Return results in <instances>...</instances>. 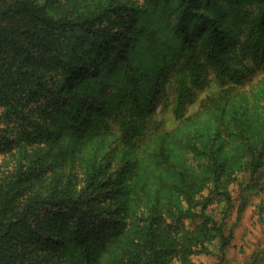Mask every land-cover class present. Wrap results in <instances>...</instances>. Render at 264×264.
Returning <instances> with one entry per match:
<instances>
[{"label": "rangeland", "instance_id": "rangeland-1", "mask_svg": "<svg viewBox=\"0 0 264 264\" xmlns=\"http://www.w3.org/2000/svg\"><path fill=\"white\" fill-rule=\"evenodd\" d=\"M31 1L42 12L57 15L72 25V30L56 34V46L47 51L30 36L22 41L21 68L33 69L31 73H36L47 87L49 76L58 71L61 57L70 58L77 52V61L85 59L91 44L86 41L83 28L80 29L81 21L107 0ZM214 1L219 6L209 7V14L224 31L233 30L237 42L246 34L247 17L241 13L236 23L231 13H237L234 7L229 8L227 0ZM244 4L245 8L255 7L257 1ZM170 14L162 17V25L154 29L157 36L173 28ZM8 21L14 27L29 25L17 14ZM189 27L196 30L198 24L191 22ZM40 52H43L41 59ZM9 57L10 54L0 67L1 81L7 82L10 76L19 73L17 68L9 67ZM243 64L246 71L241 81L227 80L222 84L215 78L212 67L207 66L205 86L178 113L175 110L178 86L167 72L152 110L142 114V132L131 138L125 149H113L112 153L109 150L107 155L108 141L120 138L116 113L107 112V103L100 100L101 93L94 92L93 75L71 81L69 93L81 91L80 95L91 97L93 102L90 100L87 107L90 110L82 114L74 106L80 95L75 102L70 100L65 105L69 114L87 119L91 127L82 141L74 139V132L65 126L63 114L49 103L48 126L41 138L34 139H39L37 146L43 147L39 164L42 170L38 175L47 173L41 185L68 173L77 183L90 176L98 183L102 173L111 174L119 160L127 159L129 168L139 169L134 184L137 191L131 195L127 173L122 172L121 183L118 180L115 183L114 195L105 191L103 196H95L93 191L88 195L81 193L88 203L101 201L107 207L100 216V230L87 236L89 250L85 254L76 253L71 240L56 236L53 229L48 235L51 240L48 253L44 252L39 263L80 264L73 258L75 253L85 259V264H148L151 250L146 244L151 240L158 264H264V62L250 55L243 59ZM98 106L105 108L98 110ZM111 106L116 108L115 104ZM0 109L5 111V106ZM3 126L0 123V128ZM20 132L11 134L21 137ZM160 147L169 158L168 164L157 157ZM11 162L10 155H1L0 173ZM212 166L217 168V174L212 172ZM105 188H112L111 184ZM151 210L156 219L150 228L143 227L144 217Z\"/></svg>", "mask_w": 264, "mask_h": 264}, {"label": "trees", "instance_id": "trees-1", "mask_svg": "<svg viewBox=\"0 0 264 264\" xmlns=\"http://www.w3.org/2000/svg\"><path fill=\"white\" fill-rule=\"evenodd\" d=\"M256 1L255 7L245 8L244 2L249 0H227L229 8L234 7L237 12L231 11L236 23L241 13L247 17L246 34L236 42V33L224 31L220 22L209 14V7L219 6L214 0H107L81 21L80 29L83 28L85 39L91 44L85 59L77 61V52L70 58L61 57L58 71L49 76V85L45 87L37 74L31 73L33 69L21 68L22 41L30 36L44 50L50 49L56 46V34L72 30V25L57 15L37 9L31 0H0V67L10 54L9 67L19 71L7 82L0 80V107L5 106V111L0 109L3 118L0 123L4 125L0 128V156L12 157L10 167L0 173V264H40L44 252L48 253L51 242L48 235L53 229L56 236L71 240L76 253L85 254L90 246L87 236L100 230V216L107 207L101 201L88 203L81 193L114 195L115 183L117 180L121 183L122 172L127 173L131 195L137 191L134 184L139 169L129 168L127 159L119 160L111 174L102 173L98 183L93 176L77 183L68 173L41 185L47 173L38 175L42 170L39 164L43 147L37 146L39 139H34L41 138L48 126L49 103L63 114L65 126L74 132L73 138L82 141L91 126L87 119H79L80 115L77 119L76 113L69 114L65 103L75 102L82 93H69L71 81L93 75L94 92L101 93V102L107 103L106 111L116 113L120 126V138L108 141L105 153L125 149L131 138L142 132V114L152 110L167 72L178 86L175 107L178 113L205 86L207 66L212 67L215 78L222 84L244 78L245 57L251 55L264 62V0ZM167 13L172 15L173 28L157 36L153 31L162 25L160 20ZM14 14L27 20L29 25L21 28L10 25L8 19ZM191 22L198 24V29H191ZM41 56L43 52L39 53L40 59ZM106 91L110 93L104 94ZM86 97L80 95L74 105L80 114L90 110L87 107L92 98ZM105 107L98 106V110ZM17 130L23 132L21 137L11 134ZM156 154L168 164L163 147ZM212 168L217 174V168ZM109 184L112 188L106 189ZM155 219L156 214L151 210L142 226L150 228ZM94 239L100 241L98 237ZM146 246L151 250L148 264H158L156 250L151 249L152 241ZM73 258L80 264L86 262L75 253Z\"/></svg>", "mask_w": 264, "mask_h": 264}]
</instances>
